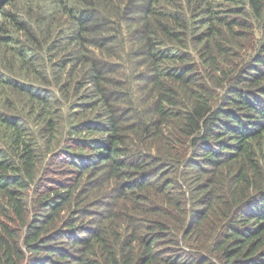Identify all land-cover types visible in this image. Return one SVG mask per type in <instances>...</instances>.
<instances>
[{
	"label": "trees",
	"instance_id": "1",
	"mask_svg": "<svg viewBox=\"0 0 264 264\" xmlns=\"http://www.w3.org/2000/svg\"><path fill=\"white\" fill-rule=\"evenodd\" d=\"M0 264H264V0H0Z\"/></svg>",
	"mask_w": 264,
	"mask_h": 264
}]
</instances>
